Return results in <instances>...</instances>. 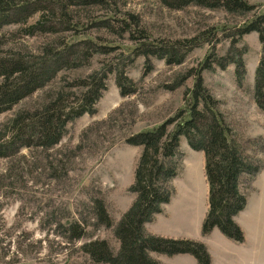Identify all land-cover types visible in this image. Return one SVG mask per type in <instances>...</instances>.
I'll list each match as a JSON object with an SVG mask.
<instances>
[{"label": "rangeland", "instance_id": "rangeland-1", "mask_svg": "<svg viewBox=\"0 0 264 264\" xmlns=\"http://www.w3.org/2000/svg\"><path fill=\"white\" fill-rule=\"evenodd\" d=\"M247 1L254 6L253 11L231 15L221 9L192 5L181 10L168 9L160 0H101L98 4L66 6V18L74 28L70 31L60 27L55 33L36 31L29 35L28 25L39 14L27 24L0 25L2 57L33 58L41 56L48 46L59 49L83 39L90 40L97 50L88 60L59 69L43 87L2 112L0 126L19 110L39 107L60 93L76 107L92 76L101 79L104 87L92 106L94 113H84L68 122L65 134L53 148H23L15 156L0 159V264H105L91 261L80 246L99 239L107 241L114 252L119 248L114 226L135 198L128 189L141 153V148L125 143L126 138L154 129L184 109V93L192 88L193 78L173 86L187 71L198 68L209 53L217 57L226 55L234 28L264 11V0ZM127 14L134 15L138 30L145 31L148 41L171 43L200 38L212 28L217 30L216 38L191 49L179 65L150 58L149 70L145 58L134 56L135 43L120 22ZM105 19L109 20L107 28L99 23ZM134 28L132 24V33L136 35ZM235 48L243 52L245 75L241 84L235 78L233 64L224 70H204L201 76L218 101V110L231 130L232 140L258 167L256 173L240 180L239 189L246 197V205L234 221L244 240H231L236 245L224 242V246H218L213 231L216 228L207 235L201 234L208 192L204 155L191 149L184 138L180 139L178 154L173 159L176 175L169 182L173 189L170 200L144 224V230L152 235L165 227L183 236L195 232V238L199 237L195 241L205 247V242L210 245L214 264H264V111L258 109L253 99L255 70L264 56V47L258 34L251 32L243 35ZM119 73L131 81L133 90L127 95H121L116 83ZM95 199L103 201L112 227L96 223L92 210ZM72 221L84 225L83 239H64L59 225ZM151 256L159 261V254Z\"/></svg>", "mask_w": 264, "mask_h": 264}, {"label": "trees", "instance_id": "trees-1", "mask_svg": "<svg viewBox=\"0 0 264 264\" xmlns=\"http://www.w3.org/2000/svg\"><path fill=\"white\" fill-rule=\"evenodd\" d=\"M100 1L79 0L75 3L72 0H0V25L27 24L29 19L39 14V18L28 25L29 35L36 31L55 33L60 27L61 30L70 31L74 28L70 27L66 18V6H85L98 4ZM160 1L164 7L175 10L191 5L210 10L221 9L231 15H245L254 10V6L247 0ZM127 15L120 22L130 34V40L135 43L134 56L145 58L147 69L150 68V58L163 60L167 65H179L191 49L200 46L202 42H209L211 37L216 38L217 30L212 28L200 38L171 43L148 41L145 31L138 30V21L134 15ZM127 22L134 24L136 35L132 33L131 25ZM99 23L105 28L109 27L108 19ZM251 32L258 34L264 47V11L234 28L230 36V49L226 55L217 57L209 53L198 68L187 71L173 86L175 88L189 77L193 78L192 88L184 93V109L158 127L126 138L125 143L141 148L133 182L128 189L135 198L114 226V236L119 242L116 252L105 240L95 239L80 246V250L91 261L105 264H161L151 256L156 253L166 256L188 254L195 258L197 264H211L210 255L201 242L156 236L144 230V224L160 213L161 206L170 200L173 189L169 182L176 175V163L173 159L178 154L181 138L186 140L191 149L201 151L204 155V175L208 192L207 211L201 224V234L207 235L216 228L227 239L243 242V232L234 221V217L246 205V197L239 189L240 180L244 175L256 173L258 167L245 156L240 145L232 140L231 130L218 110V101L205 87L201 74L214 67L224 70L229 64H233L235 78L241 84L245 75L243 52L238 51L235 44L243 35ZM95 52L97 50L93 48L92 42L83 39L59 49L48 46L41 56L33 58L0 56V114L43 87L56 76L59 69L74 67L83 60H88ZM89 83H85L88 89L78 98L76 107L67 102L68 96L60 93L39 107L16 112L0 126V159L15 156L23 148L48 150L58 144L65 134L68 122L84 113H94L92 106L100 96V88L104 87L101 79L93 76ZM116 83L121 95H127L133 90L131 81L123 73L116 75ZM253 99L258 109L264 111V56L260 58L255 70ZM92 210L97 224L112 227V220L102 200H93ZM59 227L63 229L64 239L69 241H78L85 237L82 223L72 221Z\"/></svg>", "mask_w": 264, "mask_h": 264}, {"label": "crops", "instance_id": "crops-1", "mask_svg": "<svg viewBox=\"0 0 264 264\" xmlns=\"http://www.w3.org/2000/svg\"><path fill=\"white\" fill-rule=\"evenodd\" d=\"M147 225H146V229H147ZM168 228H170V227H165V229L161 230V232L160 231H159V233L156 232L157 234H155V235H159V236L167 237V238H180V239H190V240H198L199 239V237L195 238V236H196L195 232H193L192 234L183 236L182 234H180L176 231H173V230H169ZM213 231H214V233H216L217 239L219 240L218 246H224V242L225 243H231V245L237 244V243L232 242L231 240L228 241V239L226 237H224L217 229H214ZM217 231L219 232V234ZM199 233H200V226L198 228L197 234L200 235ZM204 244L208 248V253L210 254V258H211V264H214V254L212 252V249L210 248V245H208V243L205 242ZM214 249H216V248L214 247ZM157 257H158L157 259L163 264H197V261L195 260V258L191 255H188V254H179V255H174V256H166V255H160L159 254V256H157Z\"/></svg>", "mask_w": 264, "mask_h": 264}, {"label": "bare ground", "instance_id": "bare-ground-1", "mask_svg": "<svg viewBox=\"0 0 264 264\" xmlns=\"http://www.w3.org/2000/svg\"><path fill=\"white\" fill-rule=\"evenodd\" d=\"M260 209V208H259Z\"/></svg>", "mask_w": 264, "mask_h": 264}]
</instances>
